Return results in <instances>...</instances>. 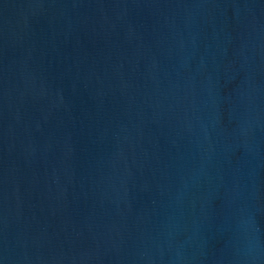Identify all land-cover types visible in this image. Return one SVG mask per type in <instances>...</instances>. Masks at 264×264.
<instances>
[{"label": "water", "instance_id": "water-1", "mask_svg": "<svg viewBox=\"0 0 264 264\" xmlns=\"http://www.w3.org/2000/svg\"><path fill=\"white\" fill-rule=\"evenodd\" d=\"M0 264H264V0H0Z\"/></svg>", "mask_w": 264, "mask_h": 264}]
</instances>
